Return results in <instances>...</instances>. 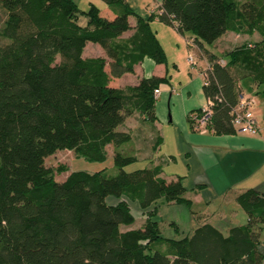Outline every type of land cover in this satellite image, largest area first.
<instances>
[{
	"label": "trees",
	"instance_id": "trees-1",
	"mask_svg": "<svg viewBox=\"0 0 264 264\" xmlns=\"http://www.w3.org/2000/svg\"><path fill=\"white\" fill-rule=\"evenodd\" d=\"M101 1L111 19L92 4L79 9L74 0L0 1V264H262L257 247L264 190L236 195L246 222L226 234L202 223L180 238L163 237L152 208L141 226L121 230L133 222L125 199L141 209L158 199L188 209L192 203L178 177H160V165L123 170L136 155L130 133L116 127L132 113L154 120L152 91L166 76L141 77L124 87L109 81L132 73L144 57L166 62L149 26L156 17L181 36L191 34L186 44L207 63L201 88L214 101L207 129L236 131L231 118L237 82L264 84V0H160L158 11L145 19L134 16L125 0ZM129 16L135 17L133 31L120 38L130 29ZM226 31L261 39L236 44L219 59L202 45ZM87 42L104 57H83ZM159 143L157 136L153 148ZM108 145L109 168L74 170L56 181L44 164L58 149L103 162ZM109 196L118 201L107 203Z\"/></svg>",
	"mask_w": 264,
	"mask_h": 264
},
{
	"label": "crops",
	"instance_id": "crops-1",
	"mask_svg": "<svg viewBox=\"0 0 264 264\" xmlns=\"http://www.w3.org/2000/svg\"><path fill=\"white\" fill-rule=\"evenodd\" d=\"M125 1L134 16L142 19L147 18L151 13H156L160 3V0ZM134 16L128 17L130 29L122 33L120 38H127L132 33V27L135 24ZM104 17L111 19L112 13L104 10ZM149 26L162 47L167 62L174 63L186 54L191 57L189 55L191 46L195 48L192 50L195 52L194 54L199 55L205 61L200 50L194 45H190L188 48L186 41L171 26L159 22L156 17L149 22ZM238 36L244 35L226 31L211 44H204L202 47L220 59L222 53L227 49L216 50L219 41ZM227 45L228 42L225 46ZM87 49L98 51L95 55H89ZM82 56L104 57V53L97 44L87 42L83 48ZM192 65L190 66L192 67ZM164 66L165 64H156L151 59L144 57L133 66L132 73L111 77L109 85L112 87L123 86L119 83H112L113 80L123 81L125 79L128 82H124V84L133 85L141 77L150 75L162 77L166 74ZM201 72L199 71L196 76L189 77L184 82L178 81L175 84L176 88L169 81L159 85V94L154 101L152 112L153 123L156 127L154 136L160 137V143L155 148L149 146L150 151L147 157L149 160L151 159L149 166L160 165V177L166 181L175 180L177 177L180 179L184 188L183 197L192 203V208L189 211L191 231L202 223H209L218 229H225L227 233L229 227L246 222V215L242 222H237L238 220L235 218L229 221L224 219L227 205L234 207V204H237L236 195L245 189L264 190V84L256 87L247 79V90L244 91L238 83L240 80L237 82L239 97H248L254 101L251 111L257 124V133L248 134L237 130L232 133H220L210 129L200 132L193 127V117L198 114L199 108L205 101L201 88ZM166 107L170 111L168 115H166ZM121 124L116 127V130H123ZM164 163L170 165L168 174H165L163 170ZM125 200L133 217V222L124 226L127 227L126 230L137 228L143 223L144 219L137 226L134 224L136 218L134 212L137 210L139 214L147 212L148 208L155 204L159 206L173 204L158 199L148 208L141 209L136 201ZM117 201L118 199L111 196L106 198V202L109 204H114ZM233 210L235 211V207ZM235 220L237 224H232V221ZM222 233L224 234V232ZM257 248L264 254V237L261 231ZM262 264H264V258Z\"/></svg>",
	"mask_w": 264,
	"mask_h": 264
},
{
	"label": "rangeland",
	"instance_id": "rangeland-1",
	"mask_svg": "<svg viewBox=\"0 0 264 264\" xmlns=\"http://www.w3.org/2000/svg\"><path fill=\"white\" fill-rule=\"evenodd\" d=\"M1 1V0H0ZM77 4L78 8L81 10L87 9V7L92 4L95 6L99 13L104 16V10L109 11L106 5L101 0H74ZM238 1V0H236ZM240 1V0H239ZM109 13V12H108ZM5 19V9L0 3V27L3 23V20ZM86 21V18L84 16L79 15L78 16V23L84 24ZM191 34H187L182 36L184 41L186 40L187 36ZM191 37H193L191 35ZM189 39V38H187ZM230 39V40H229ZM244 39V40H243ZM261 39V36L257 35L256 33H253L251 36H238V37H230L228 39H221L219 41V44L216 46V50H222L224 48H233L236 44L242 43L244 41L254 43ZM226 42H228V45L225 46ZM0 43H5V40L0 37ZM189 48V46H188ZM195 49L193 46L189 48V52H191V58H192V67L190 66L186 60V57L188 54L183 55L182 59H179L178 61L172 62H165V76L167 78V81L171 83V85L176 88L175 84H177L178 81H186L189 77L196 76L198 72L204 71L206 68L205 61L199 57V55H195L192 50ZM98 50H91L87 49V52L89 55H95L97 54ZM219 54V53H218ZM220 55V54H219ZM201 78V77H200ZM248 78L240 80L238 83L241 85L244 91L247 90V80ZM124 82H128V80L123 79L114 81L112 83H119L123 85L122 87L126 86ZM170 114L169 108L166 107V115ZM124 121L121 124V127L123 130H126L130 133V136L132 138V147L133 152L136 155V160L134 162H131L123 167V170L126 172L140 169V168H146L149 166V158L147 157L150 149L149 146L152 147L153 143L155 141L156 136L155 130L156 127L153 123V120L144 119L140 114H131L129 116H126ZM106 158L103 162H94V161H86L85 159L81 157L75 156L73 151L71 150H63L58 149L53 154L47 156L44 159V164L46 167H49L52 171V177L56 181H60L65 178L68 172L74 171V170H84L87 172H93L97 171L102 168H108L112 165L111 160V148L110 146H106ZM169 164L164 163L163 164V170L165 174H168L169 172ZM235 211L233 210L234 207L227 205L226 211L224 213V219L234 220L237 219V222H242L245 219V213L242 211V209L237 206V204H234ZM154 207H149L148 209H154L156 211L151 217H153L154 220L158 223L159 232L163 237L168 238H180L182 236H185L186 234H189L191 232V219L190 216V209H188L186 206L182 204H167V205H153ZM135 215V221L134 224L137 226L139 222H141L143 219L147 217V213H139L138 210L134 212ZM232 224H237L236 220L232 221ZM132 227V226H131ZM124 226H121V230H126ZM220 231L226 233L225 229H219ZM261 234L264 237V226L261 229Z\"/></svg>",
	"mask_w": 264,
	"mask_h": 264
},
{
	"label": "built area",
	"instance_id": "built-area-1",
	"mask_svg": "<svg viewBox=\"0 0 264 264\" xmlns=\"http://www.w3.org/2000/svg\"><path fill=\"white\" fill-rule=\"evenodd\" d=\"M189 64H192V58L187 57ZM201 75V73H200ZM203 82V81H202ZM159 94V88H154L152 91V96L154 99ZM214 101L213 99L206 98L204 103L198 110V114L193 117V127L194 129L204 132L207 130V125L209 123L210 116L212 114V107ZM253 99L248 97H239V101L235 108L233 109V115L231 118V125L237 130L248 134H255L258 131L256 121L251 111Z\"/></svg>",
	"mask_w": 264,
	"mask_h": 264
}]
</instances>
